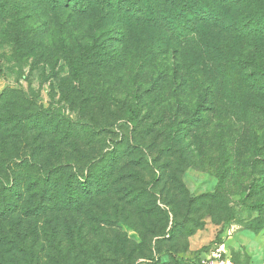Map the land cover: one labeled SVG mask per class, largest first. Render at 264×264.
I'll return each mask as SVG.
<instances>
[{
	"label": "rangeland",
	"instance_id": "1",
	"mask_svg": "<svg viewBox=\"0 0 264 264\" xmlns=\"http://www.w3.org/2000/svg\"><path fill=\"white\" fill-rule=\"evenodd\" d=\"M49 2L0 0V264H198L221 245L264 264V190L241 198L264 118L238 122L185 57L138 52ZM65 48L108 66L79 84Z\"/></svg>",
	"mask_w": 264,
	"mask_h": 264
},
{
	"label": "trees",
	"instance_id": "2",
	"mask_svg": "<svg viewBox=\"0 0 264 264\" xmlns=\"http://www.w3.org/2000/svg\"><path fill=\"white\" fill-rule=\"evenodd\" d=\"M47 1L52 8L56 4L59 11L91 19L101 34L115 32L119 44L136 42L138 52L146 45L155 58L170 54L185 57L186 73L205 69L211 82L221 88L222 102L238 122L264 118V0ZM104 54L101 50L92 53L81 48L73 52L65 48L62 59L73 80L82 84L86 73L106 69ZM115 54H111V61L122 58V54ZM175 74L180 76L179 71ZM138 113L130 108L123 112V119L133 129L139 124ZM176 129L173 126L172 132ZM260 147L263 151L264 142ZM246 168L252 175L242 199L259 189L263 192L264 155L248 159ZM89 180L87 175L81 176L78 184L86 186ZM220 181L224 182L222 175ZM5 210L7 207L1 205L0 211Z\"/></svg>",
	"mask_w": 264,
	"mask_h": 264
},
{
	"label": "built area",
	"instance_id": "3",
	"mask_svg": "<svg viewBox=\"0 0 264 264\" xmlns=\"http://www.w3.org/2000/svg\"><path fill=\"white\" fill-rule=\"evenodd\" d=\"M198 264H236L228 256L224 246L205 252L200 257Z\"/></svg>",
	"mask_w": 264,
	"mask_h": 264
}]
</instances>
